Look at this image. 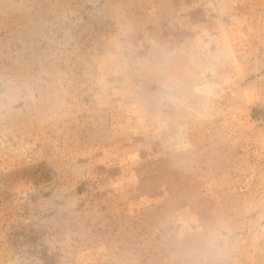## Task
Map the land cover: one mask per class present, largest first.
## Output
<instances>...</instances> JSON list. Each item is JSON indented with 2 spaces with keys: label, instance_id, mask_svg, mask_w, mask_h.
Here are the masks:
<instances>
[{
  "label": "rangeland",
  "instance_id": "1",
  "mask_svg": "<svg viewBox=\"0 0 264 264\" xmlns=\"http://www.w3.org/2000/svg\"><path fill=\"white\" fill-rule=\"evenodd\" d=\"M0 264H264V0H0Z\"/></svg>",
  "mask_w": 264,
  "mask_h": 264
}]
</instances>
